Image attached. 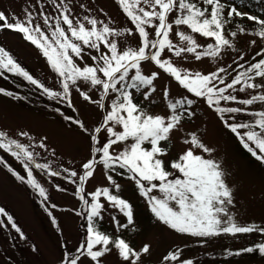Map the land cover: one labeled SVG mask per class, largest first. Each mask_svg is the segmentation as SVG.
<instances>
[{
  "label": "snow or ice",
  "instance_id": "obj_1",
  "mask_svg": "<svg viewBox=\"0 0 264 264\" xmlns=\"http://www.w3.org/2000/svg\"><path fill=\"white\" fill-rule=\"evenodd\" d=\"M36 2L40 9L38 12L24 7L23 17L13 13L11 20L4 10H0V31L11 30L35 46L57 74L61 90H53L34 78L2 46L0 77L7 78L5 73L20 77L35 86L41 95L52 101L64 102L69 108H73L71 92L75 89L84 101L97 105L103 114L102 122L90 129L80 119L62 113L59 107L54 109L89 137L90 158L82 163L79 172L68 167L56 170L51 162H37L40 154L32 150V146L0 130V150L20 161L26 175L12 168L2 156L0 164L18 181L38 193L53 225H57L52 211L57 205L49 203L45 187L34 176L33 166L50 177L63 175L65 180L76 185L75 195L84 206L77 215L86 219V236L75 249V254L65 251L62 264H85V261L87 264H108L107 258L113 255L118 264H144V257L151 255L149 244L145 243L137 250L126 239L119 235L110 236L99 227L109 208L126 218V222L121 223L116 215L111 217L117 230L134 227L133 205L117 194L121 185L112 173L121 176L127 173L128 179L146 199L157 222L176 233L199 238L221 234H264V227L241 225L236 221L230 211L235 206V190L226 179L222 162L213 157L216 149L201 135L191 132L183 139L187 147L178 159L171 161L172 171L168 170L164 160L169 154L171 134L182 128V122L196 115L194 106L200 100L236 137L242 148L264 165V110L249 111L246 107L225 106L232 103L264 105V80L256 82V78H264V48L256 53L262 58H253L255 62L247 67L245 63H236L232 69L235 75H230L225 67L208 74L192 72L179 67L171 58L183 60L187 54H193L195 60L200 61L204 57L218 58L223 50L234 49V38L238 33H246V28L240 25H237V31H229L236 18L254 22L259 26L256 36L264 39V18L242 11L228 0H115L132 27L114 28L110 26V18L106 22L92 15L73 16L71 0H47L56 15L47 14L41 0ZM80 7L85 6L81 4ZM37 17L42 18L46 30L36 22ZM197 37L212 42L204 47L198 43ZM128 38H136L137 45L122 47L120 40ZM91 51L97 53L90 55L93 63L81 66L80 61ZM239 60L243 61L244 56L239 55ZM144 64H153L158 70L146 74ZM162 73L186 93L173 98L170 89L163 88L162 101L167 115L152 114L135 102V95L140 94L145 101L155 103L150 98L157 92L154 82L158 78L164 79ZM248 89L261 91L250 94L248 98H239V94ZM91 90L98 92V98L94 99L89 94ZM0 95L16 96L3 87H0ZM238 114H246L253 119L240 122ZM18 135L32 140L27 131H20ZM46 139H41L36 146L47 149ZM117 145H124L123 150L117 152L114 148ZM52 154L55 155L54 150ZM98 165L102 166V173L110 186L96 187L87 193L91 197L88 199L85 182L95 179ZM56 187L58 191H65L59 185ZM0 217L6 218L11 229L21 239L24 238L13 216L3 207H0ZM7 226L4 219H0V227ZM256 250L264 255V242L229 255ZM181 256L179 249L169 251L162 261L164 264H193L191 259H182Z\"/></svg>",
  "mask_w": 264,
  "mask_h": 264
},
{
  "label": "rangeland",
  "instance_id": "obj_2",
  "mask_svg": "<svg viewBox=\"0 0 264 264\" xmlns=\"http://www.w3.org/2000/svg\"><path fill=\"white\" fill-rule=\"evenodd\" d=\"M41 2L44 3L47 14H57L47 0H41ZM228 2L232 3L231 1ZM81 4L85 7L81 8ZM24 7H30L35 12L40 10L36 0H0V10H4L9 15L10 20L13 13L23 17ZM71 7L73 16L79 18H82L83 15H92L98 19H104L106 22H109L110 18L111 27H132L127 17L119 10L115 0H71ZM87 9H91V11L89 12ZM100 9H103V12ZM240 9L254 14L253 11L245 8ZM259 16L264 18L263 15ZM36 22L40 23L41 27L46 30L42 18L37 17ZM237 25L245 27L246 33H238V36L234 38L236 47L223 50L220 57H204L200 61H196L193 54H187V58L183 60L174 56L171 58L179 67L192 72L199 71L208 74L216 71L219 67H225L230 75H235L232 69L236 67V63H245V67H247L248 64L255 62L253 58L259 59L256 53L264 48V39L255 34L258 25L246 19L236 18L232 21L229 31H237ZM197 39L198 43L204 47L207 43L212 42L206 38L197 37ZM252 41L255 43L253 44ZM120 45L122 47H135L137 39L128 38L126 41L121 39ZM0 46L8 50L24 68L33 74L34 78L41 80L51 89L60 91V80L51 69L46 58L35 46L25 41L20 34L11 30L0 31ZM95 54H97L95 51L86 54L84 60L80 61L81 66L84 63L92 64L90 55ZM238 54L244 56L243 61L239 60ZM229 65L232 67L230 68ZM143 67L146 74L158 70L153 64H144ZM162 75L164 79L158 78L154 82L157 92L152 95L150 100H154L155 103L145 101L140 94L135 95V102L146 107L152 114L167 115L166 105L162 101L163 88L168 87L173 98H180L186 93L177 87L176 83L167 77V74L162 73ZM262 80L264 78H256L257 83L262 82ZM257 91H261V89H248L245 93L239 94V98H248L250 94H255ZM89 94L94 99L98 98L96 90H91ZM71 99L73 101V108L71 109L76 118L85 122L90 129L102 122L103 114L98 106L84 101L75 89L71 92ZM225 106L246 107L249 111L264 110V105L260 104L242 106L232 103ZM194 108L196 115L182 122V128L171 134L168 144L169 154L164 157L168 170L172 171L171 161L178 159L187 147L182 142L183 139L187 138L189 133L196 132L202 136L206 143L216 149L213 157L222 162L226 179L235 190V206L230 208V211L236 221L241 225L256 224L259 227H264V165L256 161L249 153L244 152L236 137L223 127L218 117L207 108L206 104L198 100ZM251 119L253 117L246 114H238L240 122ZM0 130L6 131L10 137L32 146V150L40 154L37 157V162H51L52 167L56 170H60L61 167H68L79 172L82 163L90 158L89 137L87 134H83L77 126L69 125L60 118L25 108L3 95H0ZM20 131H27L32 140L27 137H20L18 135ZM45 137L47 138V149H40L36 145ZM123 147L124 145L114 146L117 152L123 150ZM145 147L150 146L145 145ZM52 150L55 151V155L52 154ZM0 155L6 159V162L12 164L16 171L26 175L20 161H17L7 152H0ZM204 155L207 157V154ZM119 171L118 169L117 172ZM33 172L38 182L45 187L50 198L49 203L57 205L56 209L52 210L57 225L52 224L51 218L45 211V206L41 203V197L36 198V201L40 202L39 204L33 202L29 192L36 191L26 183L16 180L0 167V207H3L13 216L24 233V238L21 239L19 234L11 229L6 218L0 217L8 225L7 227H0V264H62L65 251H71L75 254V249L86 236L83 227L86 219L77 215L78 212H81L80 209L83 204L75 195L76 185L65 180L63 175L50 177L45 171L35 169L34 166ZM112 174L117 183L121 185L117 194L133 205L134 227L130 226L128 229L117 230L111 217L116 215L121 223L126 222V218L111 208L104 213L99 227L110 236L119 235L126 239L137 250L143 244H149L151 255L144 257V264H164L162 257L169 251H176L177 249L181 250L182 259H191L193 264H258L260 262L255 263L253 262L255 260L247 256L229 255V253L253 242L264 241V234L258 232L235 236L221 234L215 237L199 238L176 233L157 222L147 205L146 199L139 194L134 182L128 179L127 173L123 176L117 173ZM94 175L95 179L85 182L86 196L96 187L110 186L102 173V166H97ZM57 185L65 191H58ZM156 194L159 195V193ZM87 197L91 199L90 196ZM107 260L108 264H118L114 255L109 256ZM85 264H87L86 261Z\"/></svg>",
  "mask_w": 264,
  "mask_h": 264
},
{
  "label": "trees",
  "instance_id": "obj_3",
  "mask_svg": "<svg viewBox=\"0 0 264 264\" xmlns=\"http://www.w3.org/2000/svg\"><path fill=\"white\" fill-rule=\"evenodd\" d=\"M228 1H231L232 3L239 6L240 8H245L247 10L253 11V13L255 15H263L264 16V11H262V9H264V0H228ZM259 51L260 50H258V52ZM260 58H262V57H259V59ZM30 74H32V73H30ZM5 77H7V78L0 77V83L2 82L0 87L5 88L6 90L13 91L16 94V96L24 97V98L23 99H17L16 96H14V97L5 96V97L13 100L14 102L18 103L19 105H21L25 108L33 109V110L45 113L46 115L51 116V117L60 118L63 122H66L67 124H69V122L64 120L63 115H61V113H59V112H56L54 110L55 108L59 107L61 109V112L64 113L65 115H71L74 118H76L72 109L68 108L64 102H57V101L49 100V98L47 96L41 95L39 90L35 89V86L30 85L27 81H24L20 77H16V76L9 74V73H5ZM60 90H61V87H60ZM74 126H76V125H74ZM0 152L5 153L4 150H0ZM244 152L246 153V151H244ZM0 156H2V155H0ZM4 160L6 161L5 158H4ZM8 164L12 166V164H10V163H8ZM0 167L3 170H5L8 174H10L12 177H14L7 170V168H5L2 164H0ZM12 168H14V167L12 166ZM29 194H30V196H31V198L35 204L40 203L39 201H36V198H39V196L36 192L30 191ZM86 198H88V197L86 196ZM83 208H84V206L82 205L80 210L82 211ZM85 225H86V221H85V224H83L84 230L86 229ZM261 242H264V241L259 240V241L253 242V243H251L245 247L253 246L256 243H261ZM245 247H243V248H245ZM243 248H241V249H243ZM241 249H238V250L234 251L233 253H235ZM240 256H242V257L247 256L248 258L255 260V261H253L255 263L257 261H260L258 264H264V255L260 254L258 250L254 251L253 253H241Z\"/></svg>",
  "mask_w": 264,
  "mask_h": 264
}]
</instances>
